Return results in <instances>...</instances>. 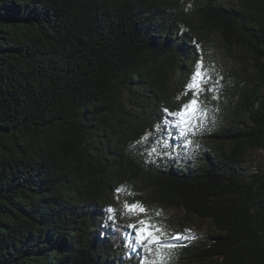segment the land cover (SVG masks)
<instances>
[{
	"label": "trees",
	"instance_id": "trees-1",
	"mask_svg": "<svg viewBox=\"0 0 264 264\" xmlns=\"http://www.w3.org/2000/svg\"><path fill=\"white\" fill-rule=\"evenodd\" d=\"M210 59L208 121L181 135L164 110ZM250 151L264 153V0H0V264H264ZM161 208L181 231L208 221V242L133 250L128 225H168Z\"/></svg>",
	"mask_w": 264,
	"mask_h": 264
},
{
	"label": "rangeland",
	"instance_id": "rangeland-1",
	"mask_svg": "<svg viewBox=\"0 0 264 264\" xmlns=\"http://www.w3.org/2000/svg\"><path fill=\"white\" fill-rule=\"evenodd\" d=\"M217 50V46L214 47L213 53ZM220 63L219 60H213L210 59L209 61H205L202 66V71L206 73L204 79L206 80V83L202 86L204 91L200 92L198 96V103L199 106L203 109V114L197 113V118L192 121L194 127L192 129L184 128V131H191V130H198L204 127V123H207L208 119H206L209 116V107L207 102V95L204 93L206 92L207 86L210 84L208 81L210 79L213 80V78L217 75H220L219 67L218 65ZM214 85V83H212ZM189 90H186V95L188 94ZM192 93V91H191ZM193 93L191 94L192 98ZM190 98V99H191ZM187 103V102H186ZM181 127V126H180ZM182 129V128H181ZM245 166L252 171H259L264 167V153L262 151H250L247 155ZM159 212L162 216H167L168 225L161 227L157 224H153L158 226L163 231L160 234V238L167 244V245H176V244H187V243H193L195 247H202L204 244L208 242L210 239V223L208 221H202L199 219L194 220V224L181 231L178 228H175L173 225V220L183 218L184 214L181 212H178L173 209H159ZM134 237V230L132 233L127 237L126 242L131 244L133 242ZM138 247V246H136Z\"/></svg>",
	"mask_w": 264,
	"mask_h": 264
},
{
	"label": "snow or ice",
	"instance_id": "snow-or-ice-1",
	"mask_svg": "<svg viewBox=\"0 0 264 264\" xmlns=\"http://www.w3.org/2000/svg\"><path fill=\"white\" fill-rule=\"evenodd\" d=\"M202 66V60L196 62L191 79L186 86L190 91H192V98L176 111L169 112L168 109L164 110L165 113L179 121L182 128L181 135H186L183 130L184 128L192 129L194 127L192 121L197 118V113L203 114V109L198 103V96L200 92L204 91L202 86L206 83V80L204 79L206 73L201 70ZM209 91H211V89H209ZM119 191L121 190L118 189L117 192L119 193ZM123 208L130 215L140 214L146 211L140 204H128L127 202L123 204ZM107 211L111 214L114 213L115 209L109 208ZM109 219H114V216L109 215ZM128 227L134 230L133 242L129 245L130 247H133V250H135V247L138 246L143 248L146 252L154 253L158 248L171 247V245H167L160 238V234L163 230L158 226L153 225L150 218L139 219L136 224H130ZM141 264H145V261L142 260Z\"/></svg>",
	"mask_w": 264,
	"mask_h": 264
}]
</instances>
